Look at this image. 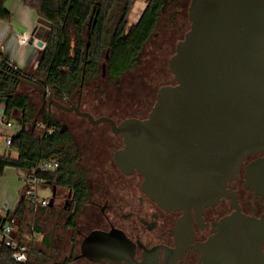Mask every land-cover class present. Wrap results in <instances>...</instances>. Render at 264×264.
Here are the masks:
<instances>
[{"label":"water","instance_id":"95a60500","mask_svg":"<svg viewBox=\"0 0 264 264\" xmlns=\"http://www.w3.org/2000/svg\"><path fill=\"white\" fill-rule=\"evenodd\" d=\"M188 17L190 31L169 61L176 85L159 89L144 121L130 119L116 128L113 120H96L79 104L55 100L43 83L15 78L41 96L42 124L52 108L75 113L93 126L110 124L126 145L116 155L118 166L137 170L144 177L143 190L161 207L185 212L214 205L245 158L264 154V0H193ZM86 36L87 55L90 27ZM102 68L105 72L106 64ZM85 69L86 64L83 79ZM66 131L63 126L60 133ZM53 203L54 196L49 206ZM104 237L94 233L83 255L97 260L92 255L101 250ZM228 239L236 243L234 254L248 248L241 245L249 241L243 235ZM217 243L215 238L214 250Z\"/></svg>","mask_w":264,"mask_h":264},{"label":"flooded vegetation","instance_id":"af4514ba","mask_svg":"<svg viewBox=\"0 0 264 264\" xmlns=\"http://www.w3.org/2000/svg\"><path fill=\"white\" fill-rule=\"evenodd\" d=\"M192 1L162 0L156 29L145 44L146 47L151 39L158 40L157 58L173 48L176 53L178 43L184 41L191 27L188 16ZM170 7L177 9V13L180 9V15L172 13L164 28L166 33H162L160 22ZM186 11L188 27L176 21ZM176 33L181 37L178 40ZM103 78L107 79L106 71ZM86 86L83 82L74 100L65 98L67 103L62 104H79L81 111L96 120L103 117L113 120L116 128L130 119L146 120L154 107L146 118L133 116L118 120L112 114H99V109L87 102ZM57 111L61 116L72 114L88 124L83 129V123L75 128L58 122L60 130L67 127L66 132L73 140L78 165L85 176V196L80 203L75 201L73 188L52 185L53 205L49 206L51 199H42L46 201L45 206L31 207L35 216H41L40 264H264V154L245 158L236 177L227 183L225 194L214 205L188 212L165 209L145 193L144 177L137 170H123L118 166L116 155L126 145L122 135L115 134L110 124L93 126L75 113ZM46 115L51 114L48 111ZM38 120L37 117L35 121ZM41 120L37 123L39 127ZM59 189L64 191V201L57 203ZM96 232L104 233L105 237L99 244L101 250L94 256L91 254L97 259L92 261L83 255V246ZM232 235H243L249 240L241 242L248 246L241 255L233 253L232 246L236 243L228 239ZM215 238L218 239L216 251L213 249Z\"/></svg>","mask_w":264,"mask_h":264},{"label":"trees","instance_id":"16d2710c","mask_svg":"<svg viewBox=\"0 0 264 264\" xmlns=\"http://www.w3.org/2000/svg\"><path fill=\"white\" fill-rule=\"evenodd\" d=\"M8 0H0V22L10 23L12 15L6 9ZM33 11L50 29L46 48L34 76L15 71L3 61L0 69V100L5 101V115L22 112L21 130L11 138L10 154L0 156V177L7 169L30 174L35 167L49 159L60 163L53 172H37L36 178L55 187L75 190V201L82 202L85 194V176L79 168L73 140L68 132L60 133V126L52 115H46L45 128L36 125L34 108L28 97L17 94L24 86L15 78L23 77L43 83L55 100L67 103L74 100L81 85L91 82L102 71L103 54H108L106 77L109 82L120 80L139 61L141 52L156 29L162 0H148L138 22L128 26V18L137 0H18ZM93 16L89 26L90 17ZM90 27V45L87 55V30ZM86 64L83 79V66ZM38 118L41 119L39 112ZM39 123V120L37 121ZM27 127L29 129L27 130ZM49 133L48 131H52ZM23 200L13 214L18 221L25 214ZM11 216V215H9ZM8 216V217H9ZM7 218V217H6ZM0 264H15L7 248L0 250Z\"/></svg>","mask_w":264,"mask_h":264},{"label":"rangeland","instance_id":"374dc122","mask_svg":"<svg viewBox=\"0 0 264 264\" xmlns=\"http://www.w3.org/2000/svg\"><path fill=\"white\" fill-rule=\"evenodd\" d=\"M146 6V0H137L133 6V9L128 18V26L136 24L144 11ZM180 12V9H178ZM177 9L170 7L167 10L166 17L160 22V27L163 29L162 33H166L164 28L167 24V20L172 13H177ZM187 11L179 17H176V21H181L190 26L187 18ZM169 34H171L169 32ZM30 38H33L32 36ZM176 40L180 39V35L176 33ZM33 40L31 41V43ZM158 40L151 39L147 46L140 54L138 64L130 70L125 76L116 82H109L106 78H103V72L96 77L95 80L88 82L85 87L86 95L88 96V103L95 109H99V114L106 113L112 114L115 119L122 120L126 117L146 118L151 107L156 102V95L158 90L164 86L174 85V78L169 70L170 58L175 52L170 49V53L164 54L161 58L156 57L155 48L158 49ZM176 45V43H175ZM158 46V47H157ZM106 52L103 54L101 65L106 62ZM160 58V59H159ZM94 82V83H93ZM93 83V85H91ZM20 90L24 93L31 91L26 86H20ZM36 102L30 101L34 108V115L37 118L41 109V98L39 94H36ZM31 100V99H30ZM0 105L4 108L0 109V121H10L11 128L2 126L0 124V156L11 155L13 158H17V153L6 145V141L9 137H13L21 130L22 127V112L17 111L10 116L5 115V101L0 100ZM50 114L59 124H69L72 127H77L83 123V129L88 128V124L83 120H80L76 116L70 114L64 116L60 114L56 109L52 108ZM2 118V119H1ZM41 120V119H39ZM75 127V128H76ZM29 127H27V130ZM76 135V133H73ZM24 174V173H23ZM53 186L48 182L40 183L38 186L39 199L49 200L52 197ZM64 191L58 190L56 202L64 201ZM33 214L31 215L32 218ZM38 217V216H37ZM36 219V217H35ZM38 224L36 227H40L41 216L37 218ZM35 245L37 242L42 241L40 234L34 235Z\"/></svg>","mask_w":264,"mask_h":264},{"label":"crops","instance_id":"0c3cea01","mask_svg":"<svg viewBox=\"0 0 264 264\" xmlns=\"http://www.w3.org/2000/svg\"><path fill=\"white\" fill-rule=\"evenodd\" d=\"M6 9L12 15V20L10 23L0 22V52L5 59L13 61L23 74L34 76L40 63L42 52L46 48L50 29L46 23L40 21L33 11L26 8L18 0H8L6 3ZM31 36L33 38H30ZM23 37L28 39L27 44H21V39ZM32 40L33 42L31 43ZM40 41L45 42L43 48L38 47ZM20 89L19 86L17 94L25 95L29 100L31 99L30 101L36 102V94L38 93L31 88V91H26V93L22 92ZM2 107L3 106L0 105V109ZM3 109L4 108H2V110ZM1 122L2 120L0 121V124ZM9 138L11 139L12 137ZM24 176L25 174L20 170L7 169L5 174L0 177V219H5L9 215H13L21 202L25 200ZM25 207L26 210L24 217L22 220H19L17 235L23 240H33L34 251L29 264H40V249L42 248V241L37 242L36 245L34 241L35 233L40 234V228L36 227L38 222L35 217L37 216H35L34 211H32V208L27 201ZM32 214L33 216L31 218ZM40 214L41 213H38V215Z\"/></svg>","mask_w":264,"mask_h":264},{"label":"built area","instance_id":"2783aa9c","mask_svg":"<svg viewBox=\"0 0 264 264\" xmlns=\"http://www.w3.org/2000/svg\"><path fill=\"white\" fill-rule=\"evenodd\" d=\"M28 39L23 37L21 44H27ZM5 61L6 65L15 71H20L13 61L5 59L0 52V69L1 64ZM2 125L7 128H11L12 124L9 121L1 122ZM41 128H45L44 124L40 125ZM51 133L52 131H48ZM7 146L11 148L12 140L9 138L6 141ZM59 167V163L56 159H49L39 163L35 169L28 175L25 174L23 181L25 182L24 199L27 203L33 207L45 206L46 201L40 200L38 196V186L42 183L41 180L36 178V173H46L56 171ZM18 221L11 215L5 219H0V250L7 248L10 251V257L15 264H29L32 253L34 251L33 240H23L17 235Z\"/></svg>","mask_w":264,"mask_h":264}]
</instances>
